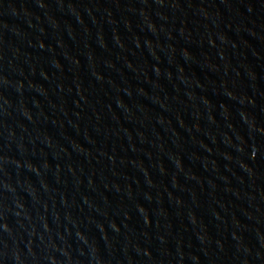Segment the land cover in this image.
Masks as SVG:
<instances>
[{
    "label": "water",
    "instance_id": "95a60500",
    "mask_svg": "<svg viewBox=\"0 0 264 264\" xmlns=\"http://www.w3.org/2000/svg\"><path fill=\"white\" fill-rule=\"evenodd\" d=\"M0 264H264V0H0Z\"/></svg>",
    "mask_w": 264,
    "mask_h": 264
}]
</instances>
